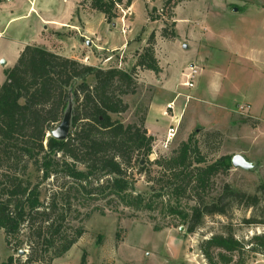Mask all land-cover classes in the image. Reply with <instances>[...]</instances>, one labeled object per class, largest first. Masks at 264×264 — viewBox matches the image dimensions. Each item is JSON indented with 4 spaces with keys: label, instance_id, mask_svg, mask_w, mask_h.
<instances>
[{
    "label": "rangeland",
    "instance_id": "rangeland-1",
    "mask_svg": "<svg viewBox=\"0 0 264 264\" xmlns=\"http://www.w3.org/2000/svg\"><path fill=\"white\" fill-rule=\"evenodd\" d=\"M74 1L77 0H0V61H5L4 65L0 64V84L26 45L79 57L85 46L78 30L67 26L53 29L52 25L38 20V12L56 16ZM132 3V8L116 7L115 17L107 21L104 15L92 11L88 2L79 0L70 21L79 28L98 27L99 39L94 38L97 35L92 29L93 33L88 35L97 43L105 42L103 36H111L114 43L127 41L131 47L130 54L126 52L122 59L124 71L131 69L149 35L154 33L153 49L163 75L159 77L161 69L158 76L138 71L135 94L123 97L128 109L112 118L123 125L138 123L142 116L146 117L150 103L158 96V80L165 78L173 85L184 77L185 82L191 66L197 69L194 87L183 88L189 101L185 103L172 141L164 147L165 139L160 137L156 142L153 138L155 142L147 162L137 165L134 158L127 169L134 188L130 194L152 199V210L126 207L113 196L100 199L68 190L70 182L61 177L41 184L40 200L46 205L55 199L57 212H63L65 218L62 228L66 233L71 235L78 228L84 232L65 255L50 264H80L82 255L86 264H208L200 251L201 243L227 232L245 245L243 251L231 254L230 264H264L263 255L247 251L248 242L254 236L264 235V225L244 223L252 218L261 220V216L264 219V196L260 190L264 186V0H187L170 10H164L160 0H133ZM170 12L173 18L168 19ZM98 22L103 25L97 26ZM164 28L167 33L173 29L179 36L174 40L162 38L160 33ZM105 50L102 54L111 57L104 69H119L115 60L118 56ZM131 55L135 59L132 65L128 57ZM167 115L173 114L167 111ZM168 128V124L159 126L166 132ZM144 129L151 136L145 125ZM192 133L196 134L194 140L207 164L221 156L240 155L254 166L250 171L232 167L227 173L217 175L207 194L208 200L217 197L226 184L260 200L256 208L234 205L226 216L206 217L190 234L172 211L179 208L187 212L192 201L176 202L168 195L153 198L159 186L164 185L157 182L160 171L153 162L171 156ZM210 134L216 135L208 137ZM28 242L26 232L22 231L16 241L11 239L8 248L0 231V264L6 263L9 257H13L15 264H23ZM18 243H23L20 255L14 251ZM218 252L219 249L212 248L214 261Z\"/></svg>",
    "mask_w": 264,
    "mask_h": 264
},
{
    "label": "trees",
    "instance_id": "trees-1",
    "mask_svg": "<svg viewBox=\"0 0 264 264\" xmlns=\"http://www.w3.org/2000/svg\"><path fill=\"white\" fill-rule=\"evenodd\" d=\"M85 1L92 11L110 21L115 17L116 7L123 5L127 9L133 0ZM160 1L164 10H170L187 0ZM171 18L170 12L168 19ZM160 36L167 40L177 37L173 29L167 33L165 28ZM154 43L155 36L151 33L129 71L88 66L45 48L26 45L13 67L5 72L0 84V231L8 248L11 239L16 241L22 231L26 232L29 242L23 264H50L65 255L84 233L78 228L68 235L62 228L65 218L63 212H57L55 199L46 205L40 200L39 187L51 178L66 179L71 184L68 190L90 197L113 196L126 207L152 210V199L130 194L134 188L127 177L133 159L137 165L147 162L155 142L144 129L145 115L138 123L129 125L112 116L128 109L123 97L135 94L138 71L157 76L161 72ZM70 98L74 105L70 133L65 141H57L48 134L62 121ZM195 136L192 133L171 156L153 162L160 171L157 182H164L153 198L168 195L176 202L192 201L187 212L179 208L172 211L190 234L206 217L226 216L234 205L256 208L260 200L227 184L217 197L208 200L213 178L231 170L232 158L221 156L207 164ZM260 190L264 196L263 185ZM244 223L264 225V219L261 216V220L252 218ZM22 245L15 246V253H19ZM248 245V252L264 256V235L254 236ZM212 248L220 251L216 261ZM244 249L245 245L230 232L213 235L200 246L208 264H230L231 254ZM4 264L15 261L9 257ZM80 264H86L84 255Z\"/></svg>",
    "mask_w": 264,
    "mask_h": 264
},
{
    "label": "crops",
    "instance_id": "crops-1",
    "mask_svg": "<svg viewBox=\"0 0 264 264\" xmlns=\"http://www.w3.org/2000/svg\"><path fill=\"white\" fill-rule=\"evenodd\" d=\"M78 3H79V0L74 1L73 3H70V5H68V7H66L62 12H59V14L56 16H50L47 14L41 15V13L38 12V20L45 25H47V24L52 25L53 29H58L60 27L62 28V26H67V27H70L69 29H75L76 31L78 30L79 39H83L82 42H83V45L85 46V50L82 52H79V57H75V56L71 57V56L62 55L60 53H57V52H55L51 49H47V48H46V50L53 52L57 55H60L62 57L72 59V60H76V61L83 63L85 65H88V66L104 68V66L108 63V62H106V60L110 56V55L104 56V54H102V51H104L106 49L105 50L106 53H108V54L109 53H115L114 56H118L119 59L115 57V60H116V63L119 64V66H120L119 69H121V66L123 63V61H122L123 56L126 52L128 55L130 54L128 51V48H130L131 45L129 47L127 41L126 42L121 41V42L114 43L112 41L111 36H109V37L103 36L102 38L105 41L103 44L97 43L93 39L91 40L88 37V35L93 33V32L97 35V37L94 36L95 39L100 38L99 33L97 32L98 27H96V29L93 26H92V28L88 27V26H84V27L79 28V27H76L75 25L70 23V21L72 20V15L74 13V9L76 7V4H78ZM130 7L132 8V5ZM103 19L104 18L102 17V20ZM102 22H100V24L98 22L97 26L103 25ZM79 29H80V31H79ZM91 29L93 32L90 31ZM177 29H178V25H177ZM177 35L179 36V34H177ZM135 50L136 49H134L133 51H135ZM17 54H18V52H17ZM128 57L130 58L129 62L132 65L134 60H135L134 55H131ZM156 58H157V56H156ZM189 66H191V64ZM12 67L13 66H10L9 68H12ZM159 67L162 70V73H160V75H159V77H161L163 75V69H162L160 63H159ZM149 75H153V74L149 73ZM147 77L149 78L150 76H147ZM158 81L159 82L157 84L160 85V87L158 86L157 92H156L158 96L156 98H154V101H152L150 103L146 117H145V123H144L147 131L149 132V134L153 138L156 139V142L160 141V139H159L160 137H162V140H164L165 136H166V130L165 131H163V129L160 130L159 126H162V125L165 126V124H168L170 127V125L173 123V118L177 119L178 124H179L180 118L183 115V111H184L183 109L186 106L185 103H186V101H189L188 100L189 97L185 95L186 94L185 93L186 88L183 89L184 87L182 86V83L184 82V77H180L178 79V81L175 82V84H173V85H171L170 83H167L165 78L158 80ZM166 98H168L167 101L163 102L162 100H164ZM177 102H178V104H177ZM175 103H176V105H175ZM170 104H172L173 108L171 110L170 109L168 110L167 106ZM175 110H177V112H175ZM167 111H171L173 115L172 116L167 115ZM161 128H163V127H161Z\"/></svg>",
    "mask_w": 264,
    "mask_h": 264
},
{
    "label": "water",
    "instance_id": "water-1",
    "mask_svg": "<svg viewBox=\"0 0 264 264\" xmlns=\"http://www.w3.org/2000/svg\"><path fill=\"white\" fill-rule=\"evenodd\" d=\"M1 65L5 64L4 60L0 61ZM73 102L70 98L67 104V107L64 111L63 119L60 122L58 126H56L49 134L48 136L52 137L53 139L57 141H65L67 139V136L70 133L71 129V119H72V110H73ZM141 164L143 162L141 161ZM231 165L233 168L241 169L244 171H250L254 168L253 164L246 161V159L240 155H236L232 157L231 159ZM23 252H19L18 255H20Z\"/></svg>",
    "mask_w": 264,
    "mask_h": 264
},
{
    "label": "built area",
    "instance_id": "built-area-1",
    "mask_svg": "<svg viewBox=\"0 0 264 264\" xmlns=\"http://www.w3.org/2000/svg\"><path fill=\"white\" fill-rule=\"evenodd\" d=\"M197 75V69L194 66H191L188 68V73L185 76V82L182 83V86L186 89H192L194 87V77ZM168 110L172 109L173 106L172 104L167 106ZM178 126V121L177 119L173 118V123L170 125L166 132L165 140L163 142V146L167 147V145L172 141L175 131Z\"/></svg>",
    "mask_w": 264,
    "mask_h": 264
}]
</instances>
